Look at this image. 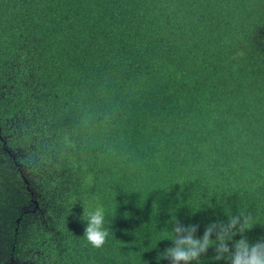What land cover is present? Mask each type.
Returning a JSON list of instances; mask_svg holds the SVG:
<instances>
[{
    "label": "trees",
    "instance_id": "1",
    "mask_svg": "<svg viewBox=\"0 0 264 264\" xmlns=\"http://www.w3.org/2000/svg\"><path fill=\"white\" fill-rule=\"evenodd\" d=\"M229 206L264 241V0H0V264H170Z\"/></svg>",
    "mask_w": 264,
    "mask_h": 264
},
{
    "label": "clouds",
    "instance_id": "2",
    "mask_svg": "<svg viewBox=\"0 0 264 264\" xmlns=\"http://www.w3.org/2000/svg\"><path fill=\"white\" fill-rule=\"evenodd\" d=\"M82 201V200H81ZM83 203V201H82ZM84 206V204H83ZM116 211V209H115ZM225 212L227 223H212L202 236H197L198 227L183 226L176 222L171 229L167 228L159 241L168 239L173 242L162 255L170 260V264H202V259L210 248L215 250V260L227 259L229 264H264V241L249 243L241 238L230 249L228 242L240 233L241 235L259 223L247 207H240L238 215H232L231 207ZM112 210L103 201H97L87 210L84 207L82 219L86 221L83 239L93 248H101L113 235L111 230ZM175 220V217H173Z\"/></svg>",
    "mask_w": 264,
    "mask_h": 264
}]
</instances>
